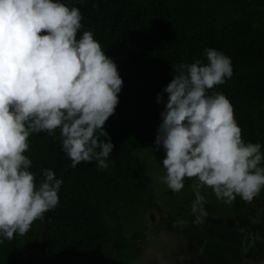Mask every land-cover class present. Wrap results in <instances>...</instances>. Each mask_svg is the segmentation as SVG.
Instances as JSON below:
<instances>
[{
    "label": "trees",
    "instance_id": "16d2710c",
    "mask_svg": "<svg viewBox=\"0 0 264 264\" xmlns=\"http://www.w3.org/2000/svg\"><path fill=\"white\" fill-rule=\"evenodd\" d=\"M77 7L83 28L91 30L105 55L117 65L123 84L114 115L103 126L114 145L107 168L95 161L75 168L61 149L60 130L29 137L25 153L36 174L44 169L62 180L59 203L34 221L30 231L0 243V264H104L109 245L117 243L115 264H129L140 254L146 212V177L139 150L155 142L164 103L157 95L171 81L175 66L199 59L214 48L231 60L233 75L210 90L230 101L245 143L261 144L264 154V0H59ZM96 7H93V5ZM166 102L167 94H163ZM101 139H104L103 137ZM181 198L170 189L159 194L167 203L194 216L195 199L185 179ZM204 209L227 215L243 207L239 196L231 203L202 190ZM161 195V196H160ZM260 196L264 197V188ZM264 237V228L259 230Z\"/></svg>",
    "mask_w": 264,
    "mask_h": 264
},
{
    "label": "clouds",
    "instance_id": "9594fccd",
    "mask_svg": "<svg viewBox=\"0 0 264 264\" xmlns=\"http://www.w3.org/2000/svg\"><path fill=\"white\" fill-rule=\"evenodd\" d=\"M82 19L77 7L59 0H0V237L5 240L26 235L59 203L62 180L44 169L37 184L29 171L32 161L25 153L31 134L55 136L59 129L73 168L92 161L108 167L114 145L103 126L115 113L123 81L91 30L77 38ZM204 55L206 63L176 65L156 101L164 103L154 149L164 152L161 180L174 193L185 179L193 180L196 224L207 215L203 189L231 203L236 196L251 202L264 188L261 144L243 141L230 101L210 92L233 75L231 60L214 48H205Z\"/></svg>",
    "mask_w": 264,
    "mask_h": 264
},
{
    "label": "rangeland",
    "instance_id": "374dc122",
    "mask_svg": "<svg viewBox=\"0 0 264 264\" xmlns=\"http://www.w3.org/2000/svg\"><path fill=\"white\" fill-rule=\"evenodd\" d=\"M155 148L154 142L144 145L138 152V160L147 180V208L141 227L145 240L140 244V254L146 255V259L140 264H192L193 258H202L205 253L208 264H230L231 260H237L239 264H253L257 257L254 250L261 249L259 257L264 254L262 241L252 247L259 226H264V197L259 195L251 202L245 201L236 214L233 212L227 217L205 210L207 215L202 223H193L195 217L192 223L185 222L187 219L183 211L165 203H171L167 195L158 197L168 188L161 180L165 175L162 165L164 152L163 149L155 151ZM181 192L174 198L180 199ZM247 241L250 244H245ZM116 246L117 243L109 245L105 264H115L112 257Z\"/></svg>",
    "mask_w": 264,
    "mask_h": 264
},
{
    "label": "flooded vegetation",
    "instance_id": "af4514ba",
    "mask_svg": "<svg viewBox=\"0 0 264 264\" xmlns=\"http://www.w3.org/2000/svg\"><path fill=\"white\" fill-rule=\"evenodd\" d=\"M240 210V209H239ZM238 210H233V211H231L229 214H227V215H223V217H227L228 215H231L233 212H235V214H236V212H237ZM194 219V216H192L191 218H187V220H185V222H191L192 223V220ZM181 223H183L184 224V220H182L181 221ZM262 228H264V226H259V228H258V233H256V235L254 236V238H253V245H252V247L254 248V245L256 244V243H258V242H261L262 241V246L264 247V237H262L260 234H259V230H261ZM234 232H235V235L237 234V232H236V230H234ZM233 233V232H232ZM185 240V239H184ZM239 242H241V240L239 241ZM185 243V242H184ZM247 243H249L248 241L247 242H245V244H247ZM250 244V243H249ZM227 246V245H226ZM257 246V245H256ZM205 247V245L203 246V248ZM223 247H221V249H222ZM261 250V249H260ZM259 249H257V250H254V253H257V257H256V259H255V262L253 263V264H264V254L263 255H260V257H259V255H258V253H261V251H260ZM263 251H264V248L262 249ZM260 251V252H259ZM220 253H222V251L220 252ZM206 254L207 253H205L204 255H203V257L202 258H200L199 256H197V257H195V258H193V262H192V264H208L205 260H207V256H206ZM216 254V253H215ZM196 255H200V253H196ZM146 257V255H142V254H139V256L137 257L139 260H138V262H136V259L133 261V262H131V263H129V264H140L141 262H142V260H144V259H146L145 258ZM205 257V258H204ZM220 257V256H219ZM224 260L226 261V256L224 257ZM147 261V260H146ZM205 262V263H204ZM227 262V261H226ZM105 264V263H104ZM148 264H151V263H148ZM230 264H239V262L237 261V260H231L230 261Z\"/></svg>",
    "mask_w": 264,
    "mask_h": 264
}]
</instances>
